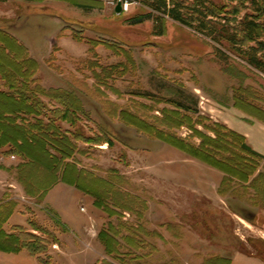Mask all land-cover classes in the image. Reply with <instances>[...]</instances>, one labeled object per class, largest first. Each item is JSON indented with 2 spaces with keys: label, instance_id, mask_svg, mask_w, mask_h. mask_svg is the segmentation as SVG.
<instances>
[{
  "label": "rangeland",
  "instance_id": "obj_1",
  "mask_svg": "<svg viewBox=\"0 0 264 264\" xmlns=\"http://www.w3.org/2000/svg\"><path fill=\"white\" fill-rule=\"evenodd\" d=\"M119 1L121 13L116 12ZM212 1L227 9L238 7L239 18L252 13L241 0ZM148 11L128 0H0V28L37 60L43 87L73 92L80 99L82 111L62 127L101 141L95 145L81 137L74 140L84 152L75 158L79 168L112 184L83 176L77 182L113 212L108 215L95 206L93 196L63 181L44 196L35 195L38 189L28 194L19 177L20 157L0 149V203L11 202L15 213L4 228L10 232L15 225L23 226L48 243L40 257L26 250L0 251V264H37L36 259L41 264H133L139 256L149 264H264V160L246 181L256 165L238 159L236 138L223 137L219 143L232 157L224 167L233 177L153 135L163 130L165 140L190 150L203 142L213 145L211 129L219 123L243 135L246 144L264 156V73L229 44L219 45L171 19L161 36L154 35L152 21L128 24ZM87 41L95 44L96 57ZM8 46L14 47L10 42ZM52 55L57 70L49 64ZM162 120L170 128H162ZM32 151L35 160L48 165L40 148ZM39 166L30 172L33 180H52ZM227 175L230 182L220 194ZM56 185L67 192L58 187L46 201ZM61 205L79 221V228L88 226L87 232L67 233L62 243L58 235L66 228L53 209ZM28 218L44 233L33 230ZM110 226L121 244L111 256L98 237ZM124 238L143 244L137 248Z\"/></svg>",
  "mask_w": 264,
  "mask_h": 264
},
{
  "label": "trees",
  "instance_id": "obj_2",
  "mask_svg": "<svg viewBox=\"0 0 264 264\" xmlns=\"http://www.w3.org/2000/svg\"><path fill=\"white\" fill-rule=\"evenodd\" d=\"M128 1L139 2L149 9L147 13L130 18L128 20L129 25L134 26L146 21H152L154 35L161 36L165 32L166 21L171 19L195 29L219 45L225 46L226 43L229 44L232 51H235L243 61L264 73V0H241V4L246 2L245 4L252 10V13H246L240 18L238 17L240 13L238 7L227 9V6L224 7L212 0ZM229 1L234 2L236 0ZM78 6L87 11L91 10L86 5ZM74 39L82 41L78 36H74ZM9 42L14 45L13 48L8 46ZM86 43L90 46V52L96 57L95 44L88 41ZM0 51L3 53L2 58H0V149L7 148V154L20 157L22 163L18 166L19 177L24 178L21 181L26 186V192L34 194L38 189L35 195L44 196L53 184L63 181L77 186L81 191L93 196L95 206L112 216L113 212L109 206H105V202L103 203L99 195L77 182H80V177L83 176L103 182L105 185L112 184L108 179L79 168V163L75 157L77 154L84 155V152L73 141L78 140V138L81 139L82 136L77 132L72 133L64 130L62 127V123L65 121L73 123L75 113L82 111L80 99L73 92L43 87L38 77L39 63L37 60L30 56L26 46L2 28H0ZM217 51L220 54L223 53L219 50ZM54 60L55 57L52 55L49 59V64L51 68L56 69L52 64ZM87 62L92 63L91 61ZM114 68L116 67L114 66ZM97 76L95 75V78L98 79ZM45 100H48V102ZM177 107L181 110L185 108L180 105ZM166 123V121L162 120L160 123L162 128H170ZM144 130L147 133L150 132L146 126ZM211 131L215 134L214 138L211 137L213 145L210 144V146L203 142L197 146L195 144L192 145L190 150H186L177 143L165 140L166 138L161 136V134L165 133L163 130H155L153 135H157L156 137L170 145L233 177L234 175L224 167L225 163L231 160L230 158L232 157L227 156L228 152L221 148L219 143L222 144L223 137L236 138L239 140L236 143L240 144L238 159L255 161L252 165H256V168L247 175L245 178L247 181L256 171L259 160H264V156L247 145L243 135L222 124L216 123ZM82 140L95 145L101 143V141L92 140L91 138L83 137ZM104 142L110 144L108 140ZM35 147L42 150L48 165L41 160H35L32 151V148ZM205 155H209L211 158ZM38 165L51 173L52 180L48 181V179H45L42 181L44 182L43 184L33 180L34 177L30 175V172ZM228 175L223 179L219 187L220 194H224L223 186L225 182H230ZM260 176L262 175L256 176L252 183ZM25 178H30V182ZM231 189L233 190V187ZM102 199L105 200L103 195ZM11 204L9 201L0 203V251L19 253L26 250L31 256L40 257L47 249V242H44L39 236H35L20 225H15L10 232H7L4 228L6 222L13 215ZM52 214L55 215L54 213ZM28 224L32 225L33 230L44 233L42 227L29 221V219ZM113 230L111 226L108 229H102L98 236L105 247V253L110 256L117 254L121 247L116 234H112L115 233ZM151 234L157 236L156 233ZM148 235L150 234L148 233ZM123 240H126L128 245H135L137 248L143 244L136 238H124ZM57 241L55 239L54 243ZM134 260L136 262L133 264H149L141 256L134 257Z\"/></svg>",
  "mask_w": 264,
  "mask_h": 264
},
{
  "label": "crops",
  "instance_id": "obj_3",
  "mask_svg": "<svg viewBox=\"0 0 264 264\" xmlns=\"http://www.w3.org/2000/svg\"><path fill=\"white\" fill-rule=\"evenodd\" d=\"M235 129H236V128H235ZM236 131H239V130L236 129ZM241 133L247 135L246 132H241ZM58 187L62 188V186H60V185H56L53 189H51V190L49 191V193H48V194L46 195V197H45V200H46V201L48 200V197L51 195V193H53L54 191H56V189H58ZM66 187H71V186H68V185H67ZM71 188H73V187H71ZM62 190H63V192H65V193L67 192V189H66V188H62ZM60 193H61V192H60ZM53 209L55 210L56 215L59 216V218H60V220H61V223H62V227L64 226V227L66 228L65 232L59 233V235H58V239H59V241H60L61 243L65 241L63 238H64V237H67V235H68L67 233H69V232H73L74 234H76V230H78V229H80L81 232H87V230H88V226H87V225H84L82 229H81V227L79 228V227L77 226L79 221H76V220H74L73 218H71V217H70L71 215L69 214L68 210H65V209L62 207V205H61L60 207H56V208H55V206H54ZM14 214H15V213H14ZM14 214L10 217V219L8 220V222L11 221V219H12L13 216H14ZM28 219H29V218H28ZM28 219H27V223H28ZM24 226H26V225H24ZM75 228H76V229H75ZM76 236H77V235H76ZM66 244H67V243H66ZM57 246H58V248H59V252H58V253H61L62 250H63V249H60L62 245L60 246V244H57ZM34 259H35V258H34ZM34 261H36L37 264H41V263L38 262L37 259L34 260Z\"/></svg>",
  "mask_w": 264,
  "mask_h": 264
},
{
  "label": "water",
  "instance_id": "obj_4",
  "mask_svg": "<svg viewBox=\"0 0 264 264\" xmlns=\"http://www.w3.org/2000/svg\"><path fill=\"white\" fill-rule=\"evenodd\" d=\"M123 11V3L122 1H119L116 7V12L121 13Z\"/></svg>",
  "mask_w": 264,
  "mask_h": 264
}]
</instances>
